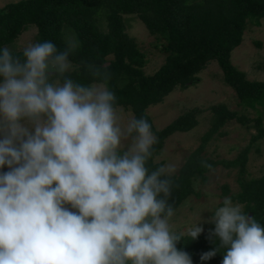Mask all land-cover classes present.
<instances>
[{"label": "clouds", "instance_id": "9594fccd", "mask_svg": "<svg viewBox=\"0 0 264 264\" xmlns=\"http://www.w3.org/2000/svg\"><path fill=\"white\" fill-rule=\"evenodd\" d=\"M72 47H0V264H193L169 224L175 165L149 172L151 125L105 85L61 82ZM203 223L201 262L264 264V226L230 197Z\"/></svg>", "mask_w": 264, "mask_h": 264}, {"label": "trees", "instance_id": "16d2710c", "mask_svg": "<svg viewBox=\"0 0 264 264\" xmlns=\"http://www.w3.org/2000/svg\"><path fill=\"white\" fill-rule=\"evenodd\" d=\"M123 15H136L165 54L164 63L152 75L144 73L145 54L125 32ZM262 18L264 0H20L0 8V47H11L29 27L37 30L36 43L51 41L58 50L69 47L65 39L72 34L74 47L68 57L69 69L61 82L69 78L83 85L103 84L114 93L116 108L130 110L135 118H145L156 137L146 161L151 172L161 166L154 158L164 140L175 132L194 129L199 110L189 111L156 130L146 109L160 103L176 87L186 88L197 81V73L207 63L218 64L224 82L234 90L240 105L249 108L263 105L264 82L246 80L244 73L230 62V54L241 44L247 25L258 26ZM11 52L23 58L22 52ZM89 65L97 75H93ZM210 110V128L173 175L168 203L175 210L195 195L193 180L198 178L205 183L206 174L220 165L237 170L239 185V192L233 195L223 186V195L242 205L245 214L264 226V174L246 179L249 147L232 160H213L201 155L215 134H223L219 130L227 122L236 120L244 124L246 119L223 105ZM253 128L256 135L251 136L252 142L264 138L259 118ZM211 227L195 239L177 234L176 247L189 253L193 264H220L219 253L208 261H200L201 254L214 247L207 238Z\"/></svg>", "mask_w": 264, "mask_h": 264}, {"label": "rangeland", "instance_id": "374dc122", "mask_svg": "<svg viewBox=\"0 0 264 264\" xmlns=\"http://www.w3.org/2000/svg\"><path fill=\"white\" fill-rule=\"evenodd\" d=\"M18 1L20 0H0V8ZM122 20L127 35L145 54L144 73L152 75L164 63L165 54L157 47L158 42L136 15H123ZM36 34V28L29 27L9 49L22 52L25 47L36 43ZM65 40L70 45L74 44L72 34H69ZM230 62L238 71L244 73L246 80L264 82V18L260 20L258 26L247 25L241 44L230 54ZM196 78L197 81L193 84L186 88L176 87L160 103L146 109L156 130L163 129L177 117L189 111L199 110L196 115L197 126L189 132H175L166 138L154 162L161 165L174 164L176 167L174 175H176L188 156L199 146L201 136L210 128L212 120L210 108L223 105L238 116H243L246 122L244 124L236 120L227 122L219 130L223 134H215L206 144L202 157L213 160H232L244 148L249 147L245 177L247 180L261 177L264 174V138L252 142L251 136L256 135L253 128L256 119H260L264 128V103L256 108L240 105L234 90L224 82L223 73L215 61L207 63L204 69L197 73ZM116 109L122 120L133 118L130 110L122 107ZM126 144L127 142L124 146ZM206 178L205 183L195 178L192 184L195 195L188 197L174 210L169 224L176 234L189 236L187 230L191 226L203 223L211 212L221 205L225 198L223 186L228 187L230 195L239 192L236 169H225L219 165L209 171ZM209 225L203 223L202 233Z\"/></svg>", "mask_w": 264, "mask_h": 264}]
</instances>
